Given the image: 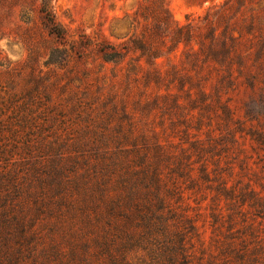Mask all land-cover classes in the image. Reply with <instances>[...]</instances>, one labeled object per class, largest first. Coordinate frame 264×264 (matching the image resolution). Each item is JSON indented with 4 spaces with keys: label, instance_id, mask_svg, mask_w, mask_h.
Masks as SVG:
<instances>
[{
    "label": "trees",
    "instance_id": "trees-1",
    "mask_svg": "<svg viewBox=\"0 0 264 264\" xmlns=\"http://www.w3.org/2000/svg\"><path fill=\"white\" fill-rule=\"evenodd\" d=\"M24 1L0 0L29 50H0V264H264V128L233 103L264 86V0H145L122 41Z\"/></svg>",
    "mask_w": 264,
    "mask_h": 264
},
{
    "label": "rangeland",
    "instance_id": "rangeland-1",
    "mask_svg": "<svg viewBox=\"0 0 264 264\" xmlns=\"http://www.w3.org/2000/svg\"><path fill=\"white\" fill-rule=\"evenodd\" d=\"M145 0H52L57 19L64 24L74 37L78 36L79 32H86L91 36H95L98 32H102L113 41H122L127 39L133 32L126 21L127 14L134 15L136 10ZM224 0H165L174 19L179 22H186L188 16L197 17L203 15L210 6L223 2ZM23 3L28 7L33 8L30 0H25ZM39 5V2H37ZM36 5V6H37ZM35 9V8H33ZM14 17H16L14 19ZM13 21H18L21 17L14 16ZM27 20H39V13L34 10L30 16L23 17ZM132 19V17L130 18ZM0 50L2 54L8 55L14 61H22L27 58L29 50L21 42H15L11 38H4L0 42ZM260 94L264 95V86L257 88H242L235 95V101L240 110L239 116L247 118V125L253 129L264 128V106L262 108L249 109V112L242 107L243 102H251V97L256 98ZM254 105H251V107ZM248 108V107H247ZM256 136V135H255ZM255 136H247L245 139L246 146L251 151V143L257 145L259 141H255ZM242 140V139H241ZM242 158V156H240ZM249 164H264L263 160H259L257 156L251 159ZM211 229H206L204 234L205 241L211 239Z\"/></svg>",
    "mask_w": 264,
    "mask_h": 264
}]
</instances>
